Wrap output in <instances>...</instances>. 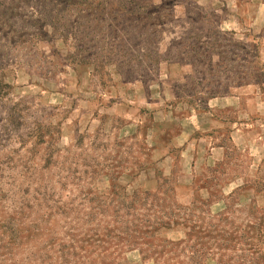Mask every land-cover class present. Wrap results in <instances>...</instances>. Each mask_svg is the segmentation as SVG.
<instances>
[{
    "label": "rangeland",
    "instance_id": "obj_1",
    "mask_svg": "<svg viewBox=\"0 0 264 264\" xmlns=\"http://www.w3.org/2000/svg\"><path fill=\"white\" fill-rule=\"evenodd\" d=\"M0 264H264V0H0Z\"/></svg>",
    "mask_w": 264,
    "mask_h": 264
}]
</instances>
